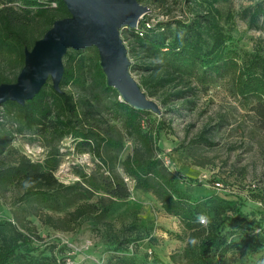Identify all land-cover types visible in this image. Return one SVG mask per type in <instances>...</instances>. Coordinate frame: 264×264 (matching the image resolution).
Returning <instances> with one entry per match:
<instances>
[{"label":"trees","instance_id":"trees-1","mask_svg":"<svg viewBox=\"0 0 264 264\" xmlns=\"http://www.w3.org/2000/svg\"><path fill=\"white\" fill-rule=\"evenodd\" d=\"M137 1L146 6L163 2ZM185 1L192 12L187 20L153 24L144 15L138 28H125L128 34L124 42L133 60L130 70L138 73L140 87L148 97L159 99L165 106L178 101L194 106L199 83L210 74L221 77L228 72L230 77L232 74L236 95L245 103H256L251 110L264 121V57L255 56L251 64L244 67L239 65L236 54L230 55L226 50L230 36L220 25V11L216 7L221 0ZM251 1L254 4L248 10L249 22L255 26L264 16V0ZM51 3H56V7ZM70 16L63 0H0V85L16 83L25 66L26 51L32 50L56 21ZM85 51L92 56H83ZM63 58L64 73L59 90L49 78L24 105L7 101L0 108L23 122L25 130H37L52 141L68 136L76 140V147L98 159L99 169L107 173L102 179L85 173L80 177L109 199L131 197L125 178L133 180L137 188L155 195L164 211L180 218L190 230L185 264H246L240 259L249 258L264 248V224L259 232L245 237L241 246L230 240L225 232L227 223H234L244 215L235 200L228 198V192L224 195L215 192L211 197L193 201L176 187L173 175L156 156L162 125H157L155 130H145L144 117L150 111L137 110L119 100V92L107 83L96 47L67 53ZM70 86L81 89L85 97L77 100L67 91ZM104 96L109 97L111 107L124 118L125 135L136 143L132 154L122 162L119 159L124 148L122 132L116 126L102 129L93 110L96 106L93 101L100 103ZM80 104L87 108L81 110ZM0 125L3 126L0 128L2 155L15 133ZM208 139L204 131L199 141L208 142ZM13 153V162L0 159V198L11 189H19V211L15 220L0 221V264H59L54 256L32 253L33 240H41V237L29 215L55 230L70 231L80 218L98 212L106 215L109 209L83 202L63 218L40 213L33 201L50 203L64 189L72 191L80 183L69 187L57 180L54 175L59 165L56 153H51L43 165L19 152ZM217 180L224 182L222 178H214L212 183ZM201 219H205L206 224H201ZM132 241L119 240L116 252H127ZM233 255L235 258H230ZM116 264L133 263L123 255Z\"/></svg>","mask_w":264,"mask_h":264},{"label":"rangeland","instance_id":"rangeland-1","mask_svg":"<svg viewBox=\"0 0 264 264\" xmlns=\"http://www.w3.org/2000/svg\"><path fill=\"white\" fill-rule=\"evenodd\" d=\"M253 4L251 0H221L216 5L220 25L230 36L226 50L230 55L236 54L239 65L244 67L250 65L255 56L264 57V16L255 26L250 25L248 10ZM148 7L150 12L146 17L153 24L192 17L191 6L185 0H163ZM127 34L125 28L121 30L123 41ZM124 43L127 47V42ZM74 51L77 50L68 49L67 53ZM83 56L90 58L92 53L85 51ZM131 74L139 82L138 73ZM67 91L77 100L85 97L79 88L70 86ZM151 99L160 112L146 114L143 126L145 130H155L157 125H162L157 159L173 175L176 187L193 201L215 195L217 191L212 181L222 178L228 198L235 200L244 215L234 223H227L225 232L232 242L243 245L245 237L259 232L264 224V121L251 110L256 103H245L236 95L232 74L230 77L228 72L221 77L210 74L199 83L194 106L182 101L165 106L159 99ZM119 100L123 101L121 97ZM93 102L102 129L116 126L122 132L124 148L119 159L124 161L136 146L134 140L125 135L124 118L111 107L109 97L104 96L100 103ZM86 108L80 104L81 110ZM0 114V124L15 133L14 140L0 155L1 161L13 162L16 151L43 165L51 153H56L59 165L54 175L57 180L69 187L80 183L72 191L64 189L50 203L33 201L37 211L58 219L83 202L109 209L106 215L98 212L80 218L70 231L55 230L27 214L41 237V240H33V254L54 256L59 264H116L123 255L133 264L186 263L190 230L180 218L167 214L155 195L137 188L133 180L125 178L131 197L109 199L80 177L85 173L102 179L107 173L99 169L98 159L76 147L77 141L71 136L52 141L37 130H25L23 122L7 115L3 108ZM204 131L208 142L199 141ZM118 172L123 175L119 167ZM19 192L17 188L11 189L0 198V221L15 220ZM130 239L133 241L127 252H116L119 240ZM240 260L246 264H264V248Z\"/></svg>","mask_w":264,"mask_h":264},{"label":"water","instance_id":"water-1","mask_svg":"<svg viewBox=\"0 0 264 264\" xmlns=\"http://www.w3.org/2000/svg\"><path fill=\"white\" fill-rule=\"evenodd\" d=\"M71 16L54 23L26 51L25 66L13 84L0 85V105L32 100L49 78L59 90L68 49L96 47L110 87L137 110L160 112L157 103L142 90L131 74L128 49L121 37L124 28H137L150 8L137 0H63Z\"/></svg>","mask_w":264,"mask_h":264},{"label":"built area","instance_id":"built-area-1","mask_svg":"<svg viewBox=\"0 0 264 264\" xmlns=\"http://www.w3.org/2000/svg\"><path fill=\"white\" fill-rule=\"evenodd\" d=\"M56 3H51V6L52 7H56ZM143 18V17H142ZM139 27V24H138V26H137V28ZM213 189L214 190H216L217 191V193L219 194V195H224V194H226L228 191L226 190V188H225V186H224V184H223V182L222 181H220V180H217V181H215L214 183H213ZM201 224H206V220L205 219H201Z\"/></svg>","mask_w":264,"mask_h":264}]
</instances>
